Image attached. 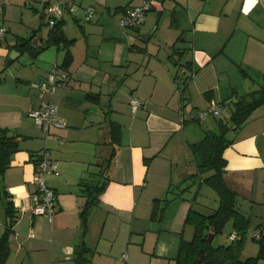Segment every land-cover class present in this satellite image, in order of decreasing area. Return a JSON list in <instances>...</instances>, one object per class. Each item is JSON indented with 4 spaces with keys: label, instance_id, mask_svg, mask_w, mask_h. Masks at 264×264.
Instances as JSON below:
<instances>
[{
    "label": "crops",
    "instance_id": "crops-1",
    "mask_svg": "<svg viewBox=\"0 0 264 264\" xmlns=\"http://www.w3.org/2000/svg\"><path fill=\"white\" fill-rule=\"evenodd\" d=\"M58 1L0 0V136L18 142L0 175V239L11 226L6 264H176L181 242L195 234L190 212L207 215L218 206L203 183L210 172L198 173L190 146L217 132L239 97L264 84V0H155L135 29L120 28L119 20L143 0H72L77 8L63 17L73 40L67 67L65 50L49 46L32 56L20 42L34 36L33 46L44 44L45 6ZM53 66L67 78L44 99L65 126L46 132L29 112L40 107L36 85ZM134 99L142 105L133 113ZM217 104L221 117L187 120ZM112 123L121 128L120 145L106 188L83 220L82 188L99 178ZM230 139L224 180L249 219L245 259L257 255L251 238L264 227V108ZM43 157L56 166L45 174L55 191L51 220L31 214ZM249 242L257 251L244 255Z\"/></svg>",
    "mask_w": 264,
    "mask_h": 264
},
{
    "label": "trees",
    "instance_id": "trees-1",
    "mask_svg": "<svg viewBox=\"0 0 264 264\" xmlns=\"http://www.w3.org/2000/svg\"><path fill=\"white\" fill-rule=\"evenodd\" d=\"M47 38L42 46H33L32 36L28 40H20L22 49L31 52L36 56L41 50L56 46L58 49L65 50L63 67H67L72 61L70 46L73 40H69L64 34L63 18L49 25ZM258 108H264V84L258 90L239 97L233 105L232 113L228 120H219V130L217 132H206L204 138L190 146L194 156L197 171L200 174L210 172L203 179V183L209 186L218 196V206L210 214L204 215L191 211L188 215V223L194 225L195 234L191 241H182L179 247L176 264H257L258 260L264 259V227H259L258 237L252 235V240L258 245L256 256L242 258L244 242L247 238L250 223L249 219L239 213L236 209V194L230 189L224 180L226 161L223 157L224 150L233 143L230 139L231 132L240 130L248 121L249 117ZM121 128L118 124H111V151L101 164L99 178L90 184H84L82 196L85 202L81 208L82 219L85 220L89 210L96 206L99 197L106 188L109 180V172L113 158L120 145ZM18 150V142L15 138L0 136V175L4 173L9 165L10 156ZM40 161V160H39ZM38 161V162H39ZM37 162V163H38ZM170 201L166 199L167 203ZM6 213L14 218L15 212L12 202L6 203ZM231 223L232 232L236 233V239L229 243L215 245L214 240L217 235L223 232L225 226ZM11 226H8L0 239V264H6L10 253L9 237ZM232 232L229 234L231 236ZM210 236L213 241L210 242ZM77 264H83L79 260Z\"/></svg>",
    "mask_w": 264,
    "mask_h": 264
},
{
    "label": "built area",
    "instance_id": "built-area-1",
    "mask_svg": "<svg viewBox=\"0 0 264 264\" xmlns=\"http://www.w3.org/2000/svg\"><path fill=\"white\" fill-rule=\"evenodd\" d=\"M155 0H143L142 5L134 6L126 9L123 16L119 20L120 28H138L142 22L146 12H148L154 5ZM77 8V5L72 0H60L55 3L47 4L45 6V15L47 17V23L49 25L54 24L57 20L62 19L66 13H73ZM85 16L87 20H91L95 17L94 10L91 6L85 9ZM6 33V28L0 27V37H3ZM67 78L66 73H58L57 67L53 66L48 72L46 78L36 85L39 96L43 98L40 107L37 110L29 112V116L33 118L35 125L48 132L51 127L63 128L65 121L57 115V109L51 99H44L46 96L51 97L53 89L62 84ZM142 102L138 99H134L130 102V108L134 113L140 108ZM222 116V107L220 105L209 106L206 109L198 112V114H190L187 120H203L207 116ZM181 121H186L183 117ZM40 176L35 180L36 192L32 195L34 206L31 210V214L36 216H46L51 220L55 209V191L51 188L45 179L47 172L56 170L55 164L46 157H43L37 164ZM253 235L258 237L259 231L255 230ZM231 240L236 239V233L232 232L230 236ZM123 259L126 255L122 256Z\"/></svg>",
    "mask_w": 264,
    "mask_h": 264
},
{
    "label": "rangeland",
    "instance_id": "rangeland-1",
    "mask_svg": "<svg viewBox=\"0 0 264 264\" xmlns=\"http://www.w3.org/2000/svg\"><path fill=\"white\" fill-rule=\"evenodd\" d=\"M208 189H205V190H207L206 191V195L208 196V198L209 197H211V203H213L212 201L214 200V199H216L215 197H216V194H215V192L211 189V188H209V187H207ZM209 191L212 193V194H214V196L212 197V195L209 193ZM207 198V199H208ZM230 230H231V225H229V223L225 226V228L223 229V232L221 233V234H219V235H217V237L215 238V240H214V243H215V245H217V244H223V243H229L231 240H230V237H229V233H230ZM212 241H213V239H212ZM253 246V247H252ZM252 248H255V251H257V247H256V245H252V243H248V247H247V250L245 251V253H243L244 255H247L248 253H252V252H250V250H252ZM257 253V252H256Z\"/></svg>",
    "mask_w": 264,
    "mask_h": 264
},
{
    "label": "water",
    "instance_id": "water-1",
    "mask_svg": "<svg viewBox=\"0 0 264 264\" xmlns=\"http://www.w3.org/2000/svg\"><path fill=\"white\" fill-rule=\"evenodd\" d=\"M13 54H17V55H18V53H17L16 51H14V52H12V54H11V58H14V57L12 56ZM212 239H213V236H210L209 241L212 242Z\"/></svg>",
    "mask_w": 264,
    "mask_h": 264
}]
</instances>
